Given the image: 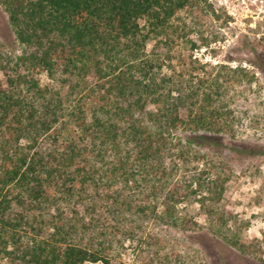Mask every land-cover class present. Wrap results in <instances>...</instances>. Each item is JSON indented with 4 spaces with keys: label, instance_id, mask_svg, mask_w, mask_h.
Listing matches in <instances>:
<instances>
[{
    "label": "trees",
    "instance_id": "16d2710c",
    "mask_svg": "<svg viewBox=\"0 0 264 264\" xmlns=\"http://www.w3.org/2000/svg\"><path fill=\"white\" fill-rule=\"evenodd\" d=\"M0 5L20 45L11 57L0 42V259L109 264L129 212L197 230L179 204L217 210L223 162H202L238 119L218 79L205 89L177 71L192 68L182 48L221 18L211 0ZM232 45L239 65L221 68L264 74V33ZM191 162L203 168L185 183L176 173Z\"/></svg>",
    "mask_w": 264,
    "mask_h": 264
},
{
    "label": "rangeland",
    "instance_id": "374dc122",
    "mask_svg": "<svg viewBox=\"0 0 264 264\" xmlns=\"http://www.w3.org/2000/svg\"><path fill=\"white\" fill-rule=\"evenodd\" d=\"M211 2L221 18L194 36L199 39L198 48H182L183 53H191L192 68L177 71H187L190 79L202 82L205 89L218 79L222 101L238 118L236 136L212 140L202 162L207 168L223 162L226 185L215 204L217 210L209 213L211 208H202L198 202L179 204L182 213H189L198 222L197 230L129 212L126 221L131 234L114 241L109 264H194L192 255L197 252L205 264H264V74L246 62H241L246 68L244 74L221 68L239 65L238 61L226 60L240 56L232 45L238 35L260 38L264 33V0ZM226 16L228 25L224 24ZM0 42L11 57L20 52L1 5ZM203 164H186L176 175L186 183ZM221 215L225 222L219 220ZM0 264L14 263L0 259Z\"/></svg>",
    "mask_w": 264,
    "mask_h": 264
}]
</instances>
